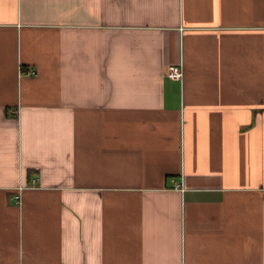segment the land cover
I'll return each instance as SVG.
<instances>
[{
    "label": "crops",
    "instance_id": "0c3cea01",
    "mask_svg": "<svg viewBox=\"0 0 264 264\" xmlns=\"http://www.w3.org/2000/svg\"><path fill=\"white\" fill-rule=\"evenodd\" d=\"M0 264H264V0H0Z\"/></svg>",
    "mask_w": 264,
    "mask_h": 264
},
{
    "label": "built area",
    "instance_id": "2783aa9c",
    "mask_svg": "<svg viewBox=\"0 0 264 264\" xmlns=\"http://www.w3.org/2000/svg\"><path fill=\"white\" fill-rule=\"evenodd\" d=\"M26 75L33 76L34 72H27ZM167 76L173 81H181L182 79V70L179 66H171L167 70ZM177 188V187H176ZM14 203H19V196H14Z\"/></svg>",
    "mask_w": 264,
    "mask_h": 264
}]
</instances>
